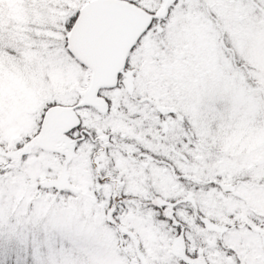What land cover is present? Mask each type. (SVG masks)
I'll return each instance as SVG.
<instances>
[{
    "label": "snow or ice",
    "instance_id": "snow-or-ice-1",
    "mask_svg": "<svg viewBox=\"0 0 264 264\" xmlns=\"http://www.w3.org/2000/svg\"><path fill=\"white\" fill-rule=\"evenodd\" d=\"M0 264H264V0H0Z\"/></svg>",
    "mask_w": 264,
    "mask_h": 264
}]
</instances>
